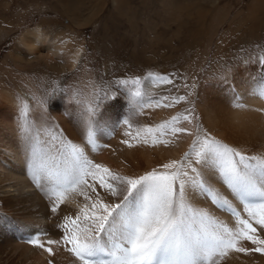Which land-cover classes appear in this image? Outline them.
I'll list each match as a JSON object with an SVG mask.
<instances>
[{
    "label": "bare ground",
    "instance_id": "obj_1",
    "mask_svg": "<svg viewBox=\"0 0 264 264\" xmlns=\"http://www.w3.org/2000/svg\"><path fill=\"white\" fill-rule=\"evenodd\" d=\"M259 1L251 3L250 12L255 13L256 22L262 23L261 27H257L262 39L264 16L259 18L258 15H264V11H261L264 3ZM161 2L164 3L163 0ZM219 10L214 9L215 12ZM225 12L221 9L220 14ZM136 15V12L135 15L133 13L130 20H134ZM143 15L136 19V23L143 19ZM73 19L78 23L74 24L76 27L55 24L27 29L0 63V264H47L49 259L54 260V264H79L63 248H54L56 255L49 257L47 253L24 242L41 229L48 233L45 239H58L62 233L56 225L64 215H74L78 210L76 204L82 202L81 197L70 196L61 205L60 213L53 215L49 211L48 201L32 186L27 176L30 152L28 134L23 130L21 115L25 103L28 105L27 126L34 133L40 132L41 139L47 140V130L52 125H59L57 131L62 130L73 142L83 144L80 114L84 106L78 101L90 99L94 91L105 90V81L144 77L149 72L172 75L173 84L144 82L143 90L155 100L162 96L183 95L184 89L178 86L182 78H188L189 83L198 84L200 123L212 135L246 154L264 155V111H261L264 109V99L255 94L264 83V71L258 59L247 62L232 58L227 51L230 48L226 33H220L223 26L216 34L214 32L218 41L214 35L204 32L201 26L188 35L190 45H187L189 48L185 52L191 53L190 63L186 56L182 57L184 52L180 56L181 45L185 42L180 36L170 40V43H156L152 52L143 45L141 53L140 34L135 30L137 26H133L132 30L122 25L116 26L114 35L122 50L127 52L132 47L134 49L124 61L116 62L118 68L109 67L105 72L102 64L96 61V54L91 55L95 65L89 63L87 58L89 54L81 30L89 26V19L82 20L78 16ZM106 29L104 27V31ZM230 29H233L232 23ZM146 42L147 45L149 41ZM258 53L259 57L264 56V49L261 47ZM135 55L142 62L132 65L130 61ZM220 61L230 67L217 66ZM221 77L229 79L230 83H223ZM113 92L116 93L114 99L117 102L103 101L95 117L98 148L96 151H92L90 146L86 148L89 157L96 163L121 174H143L169 159H178L188 150L194 137L183 134L173 140L169 147L137 145L128 148L121 144L120 141L126 138L123 135L126 126H122V121L129 116L130 108L124 88L116 85ZM185 107L181 103L173 108H148L144 110V115L136 116L134 122L154 126L182 113ZM178 126L191 127L185 123ZM168 138L171 139V136ZM216 186L227 192L221 184L217 183ZM229 198H232L230 194ZM193 203L199 207L207 206L202 198H196ZM234 203L241 207L238 202ZM210 207L217 217L232 223L227 213ZM248 246L252 247L250 244ZM223 264H264V255L252 253L245 256L233 252Z\"/></svg>",
    "mask_w": 264,
    "mask_h": 264
},
{
    "label": "snow or ice",
    "instance_id": "obj_2",
    "mask_svg": "<svg viewBox=\"0 0 264 264\" xmlns=\"http://www.w3.org/2000/svg\"><path fill=\"white\" fill-rule=\"evenodd\" d=\"M257 62L264 71V56ZM221 80L230 83L225 77ZM145 81L174 83L172 75L152 72L115 81L126 90L130 108L122 121L126 138L120 143L128 148L169 147L182 134L194 139L178 159L143 174L112 171L86 152L89 146L92 151L98 148L95 117L103 101L117 102L115 92L94 91L90 99L78 101L84 106L83 144L57 131L59 125L47 130V140L41 139L40 132L27 126L28 105L23 104V130L30 148L27 176L32 186L48 201L53 215L60 213L70 196L82 198L75 214L64 215L56 225L62 233L58 239H45L48 233L41 229L24 242L49 257L56 255L54 248H63L79 264H223L233 252L264 255V155L246 154L200 123L196 82L182 78L178 88L184 89L183 95L152 100L143 90ZM255 94L264 99V83ZM181 103L186 105L183 112L162 123L134 122L145 109ZM181 123L191 127L178 126ZM196 198L207 206L194 204ZM210 206L227 213L232 223L217 217Z\"/></svg>",
    "mask_w": 264,
    "mask_h": 264
},
{
    "label": "rangeland",
    "instance_id": "obj_3",
    "mask_svg": "<svg viewBox=\"0 0 264 264\" xmlns=\"http://www.w3.org/2000/svg\"><path fill=\"white\" fill-rule=\"evenodd\" d=\"M161 1L117 0L115 4L114 0H0V63L17 45L27 29L55 24L76 27L78 23L73 19L75 16L82 20L89 19L87 22L89 26L81 30L82 37L86 40L89 54L87 58L89 63L94 64L91 55L96 54V61L102 64L105 72L109 67L118 68L116 62L124 61L127 56L132 55L134 49L132 47L131 50L124 52L115 39L114 31L116 26L120 25L131 30L133 26H137L135 30L140 34L141 53L143 45L149 47L152 52L156 43H170V40L180 36L185 40L181 45L180 56L184 52L185 55L182 57L186 56L188 63L192 61L191 53H186L189 48L187 45H190L188 35L199 26L204 32L214 36L223 26L220 33H226L227 45L230 48L227 51L233 59L247 62L257 60L259 49L261 47L264 49V37L259 38L260 32L257 28L261 27L262 23L256 22L255 13L250 12V5L254 0H163L164 3ZM259 2L264 3V0ZM214 9L220 10L215 12ZM221 9L226 12L220 14ZM262 10L264 11V7ZM128 11L130 12L127 13ZM135 12L137 15L134 20H130ZM142 14L143 19L136 23V19ZM258 16L261 18L264 15L260 13ZM231 23L233 29H230ZM6 27L13 29L7 30ZM104 27H107L106 31ZM121 31L120 29L119 32ZM215 38L219 40L216 36ZM146 41H149L147 45ZM137 62H142V59L135 55L130 64L137 65ZM209 65L210 63L207 64L208 67ZM219 65L230 67L223 65L222 61L217 66ZM204 74L205 69L202 76ZM105 82V90L113 92L117 85L115 80Z\"/></svg>",
    "mask_w": 264,
    "mask_h": 264
}]
</instances>
